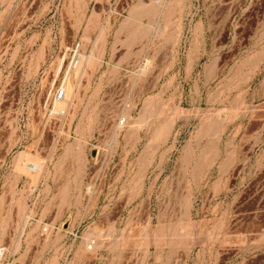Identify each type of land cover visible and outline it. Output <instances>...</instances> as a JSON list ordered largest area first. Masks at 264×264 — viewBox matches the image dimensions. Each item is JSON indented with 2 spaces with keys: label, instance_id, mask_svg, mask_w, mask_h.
Returning a JSON list of instances; mask_svg holds the SVG:
<instances>
[{
  "label": "rangeland",
  "instance_id": "obj_1",
  "mask_svg": "<svg viewBox=\"0 0 264 264\" xmlns=\"http://www.w3.org/2000/svg\"><path fill=\"white\" fill-rule=\"evenodd\" d=\"M252 217L264 0H0V264H210Z\"/></svg>",
  "mask_w": 264,
  "mask_h": 264
},
{
  "label": "crops",
  "instance_id": "obj_2",
  "mask_svg": "<svg viewBox=\"0 0 264 264\" xmlns=\"http://www.w3.org/2000/svg\"><path fill=\"white\" fill-rule=\"evenodd\" d=\"M255 218H251V220L247 223V227H242L241 222H239V226L232 228V233L234 234H260L264 228L260 226H252L253 220ZM191 250L192 252V261L200 262L207 260L210 261V264H264V244L259 246H253V252L250 254H244L242 252V245L240 243L233 244H219V245H204L198 244L194 245ZM195 251V252H194ZM206 251L215 252L209 253L206 255ZM16 252H14V245H11L8 251L7 264H17L16 262ZM6 264V263H4Z\"/></svg>",
  "mask_w": 264,
  "mask_h": 264
},
{
  "label": "built area",
  "instance_id": "obj_3",
  "mask_svg": "<svg viewBox=\"0 0 264 264\" xmlns=\"http://www.w3.org/2000/svg\"><path fill=\"white\" fill-rule=\"evenodd\" d=\"M77 63H78V55H77V50H75L72 55L70 65L68 69L66 70L65 74H68L71 67H75ZM51 95H52L51 101L53 103H52V109L49 111V114L54 115L58 122V125H62V127L65 129L68 123V118H69L68 111H67V105H68L69 100L67 97V88L65 86V80H63L54 90L51 88L48 91L46 98L44 99V101L41 102L43 107L48 105ZM56 104H60V107L55 110ZM56 140H57L56 143L59 144L61 141V138H57ZM28 165H29V168L35 169L33 164L29 163ZM89 248H91V246H89Z\"/></svg>",
  "mask_w": 264,
  "mask_h": 264
},
{
  "label": "bare ground",
  "instance_id": "obj_4",
  "mask_svg": "<svg viewBox=\"0 0 264 264\" xmlns=\"http://www.w3.org/2000/svg\"><path fill=\"white\" fill-rule=\"evenodd\" d=\"M57 106H58V104H57ZM143 120H144V118H143ZM33 164V163H32ZM36 165V164H35ZM30 169V168H29ZM33 170V169H32ZM1 255V254H0Z\"/></svg>",
  "mask_w": 264,
  "mask_h": 264
}]
</instances>
